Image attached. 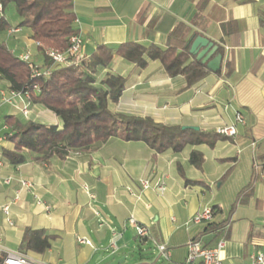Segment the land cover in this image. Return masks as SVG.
Masks as SVG:
<instances>
[{
    "label": "crops",
    "instance_id": "crops-1",
    "mask_svg": "<svg viewBox=\"0 0 264 264\" xmlns=\"http://www.w3.org/2000/svg\"><path fill=\"white\" fill-rule=\"evenodd\" d=\"M72 1L87 59L101 45L116 49L135 42L165 47L168 33L178 22L190 27L189 40L195 32L221 45V74L210 72L187 89L183 77H170L158 61L140 68L115 56L97 75L98 81L106 75L125 80L119 102L110 105L114 113L205 132L235 125L238 113L243 114L245 124L237 126L236 137L220 141L214 148L203 144L188 146L180 154H157L143 142L112 139L91 153H72L49 164L30 159L13 166L4 156L15 148L6 139L10 131L4 129L7 116L13 115L23 124L33 121L60 128L62 124L41 105L32 103L31 115L25 118L14 106L4 104L0 110L7 105L11 112L0 119V136H5L0 142V245L21 252L27 230H45L54 236L51 247L42 254L25 253L34 260L110 264L112 257L131 248L129 232L135 230L128 221L134 218L169 247L172 263L184 264L190 240L201 238L214 247L222 238L210 224L186 226L205 207H217L214 222L228 225L223 264H246L255 246L264 244L259 238L249 240L251 227L256 225L241 210L242 205L255 202L258 206L264 200V170L260 164L255 169L256 153L264 149V0ZM227 23L235 29L230 35L222 30ZM1 82L0 92L10 90ZM194 150L204 155L200 169L189 161ZM179 166L187 179L201 184L186 185ZM227 172L229 176L221 181ZM160 178L167 187L163 194L143 188L142 180L153 183ZM22 180L31 186L22 187ZM252 180V189L238 200ZM6 206L9 213L4 211ZM95 212L108 224L102 225ZM114 233L119 235L115 251L111 247Z\"/></svg>",
    "mask_w": 264,
    "mask_h": 264
},
{
    "label": "trees",
    "instance_id": "trees-1",
    "mask_svg": "<svg viewBox=\"0 0 264 264\" xmlns=\"http://www.w3.org/2000/svg\"><path fill=\"white\" fill-rule=\"evenodd\" d=\"M0 6V80L6 82L12 91L29 92L33 104L51 111L62 124L61 128L33 121L23 124L15 116H7L5 126L10 131L5 135L15 148L12 152L5 151L4 156L11 165L19 166L30 159L49 164L54 158L65 159L72 153H91L112 139L143 142L157 154L167 151L180 154L188 146L203 144L214 148L218 142L229 139L215 131H196L159 124L149 118L114 113L110 105L119 102L125 90V80L112 75H106L101 81L97 79L99 70L109 67L118 56L140 68L147 67L150 61H158L170 77H183L186 89L198 84L210 71L190 54L188 37L191 29L187 24L178 22L175 25L167 35L165 47L135 42L123 43L116 49L101 45L80 66L57 68L49 77L33 78L27 63L20 60L2 39L14 28L6 16L7 10L10 6L14 8L20 18L16 29L31 33L30 39L38 44L39 56L44 65L49 66L47 51H66L71 37L79 34L72 13L74 3L72 0H0ZM204 6L205 2L199 4V10ZM222 30L224 35L235 31L229 23L223 24ZM192 36L197 37V34L194 32ZM226 64L227 72H230L229 63ZM204 160V155L197 150L190 154V164L198 169L202 168ZM256 162L264 170V149L256 153ZM179 172L186 185L201 184L187 179L181 166ZM228 176L229 172L221 181ZM254 181L241 191L238 200L244 199ZM217 210V207L213 208L214 216ZM226 224L213 222L209 228L219 236ZM53 238L45 230H27L20 251L42 254L50 249ZM254 238L264 242V226L251 227L249 240Z\"/></svg>",
    "mask_w": 264,
    "mask_h": 264
},
{
    "label": "built area",
    "instance_id": "built-area-1",
    "mask_svg": "<svg viewBox=\"0 0 264 264\" xmlns=\"http://www.w3.org/2000/svg\"><path fill=\"white\" fill-rule=\"evenodd\" d=\"M2 7L0 6V12ZM77 23V21H75ZM21 30L15 29V33ZM13 30L9 31V36H11ZM38 46V44H36ZM46 56L50 60V65H39L32 61V55L29 52H25L19 56V59L26 62L28 67L33 73V78H38L41 76L49 77L53 74L54 70L61 67L70 66H80L87 59L84 53V42L80 34H75L71 37L69 42V48L64 52H59L57 50H49ZM35 91H38V87H33ZM4 104H9L14 106L25 118L30 117L32 104V97L29 92H16L12 90L1 91L0 92V106ZM245 124V119L243 114L238 113L236 115V124L230 126L220 127L216 130L219 135L227 137H236L238 134L237 126ZM4 129L8 131V127L5 126ZM5 139V136H0V142ZM254 146V144H253ZM2 162H0V167ZM255 169H260V165L256 163ZM6 183H10L7 180ZM22 187H30L31 184L28 181L22 180ZM142 186L145 190L154 189L160 194H163L167 187L165 181L160 178L153 183L148 180H142ZM6 213H9V206L4 208ZM95 215L100 219L102 225H107V221L104 220L100 213L95 212ZM215 220L214 211L211 207H205L201 212L194 215L186 224L187 227L199 226L202 224H211ZM129 226H131L136 233V236L141 239V241L152 242L159 254V258L170 261L172 258L171 251L169 247L160 242L153 231L141 224H139L134 218H130L128 221ZM228 225L222 228V238L217 242L216 246H207L201 238H195L188 242L187 244V256L184 264H223L222 252L226 247L225 234H227ZM114 240L112 242V248L115 251L117 249L116 240L119 237L118 234H113ZM81 244L90 245V242L86 239H79ZM0 264H46L39 262L31 258L28 254L10 251L0 245ZM246 264H264V244L256 245L254 250L250 253L248 257V262Z\"/></svg>",
    "mask_w": 264,
    "mask_h": 264
},
{
    "label": "rangeland",
    "instance_id": "rangeland-1",
    "mask_svg": "<svg viewBox=\"0 0 264 264\" xmlns=\"http://www.w3.org/2000/svg\"><path fill=\"white\" fill-rule=\"evenodd\" d=\"M6 16L13 27H16L20 23V18L15 14L14 8L12 6L6 12ZM13 30L11 36H3V41L8 45L10 49L14 51L16 56H20L25 52H29L32 55V61L36 64H41V57H39L38 49L36 43H30L27 39V30L22 29L20 32H14ZM2 84L0 80V85ZM11 112V107L5 105L0 110V119H4L5 115ZM241 210L245 212V216L251 218L256 227H263L264 219H262L264 211V200L258 202V206L255 202L250 205H242ZM240 226L242 223L238 222ZM131 235L130 239L132 242L131 248L119 253L117 256L110 259V264H174L173 261H165L159 258L158 251L155 245L148 241L143 242L137 236L135 238V233L133 231L129 232Z\"/></svg>",
    "mask_w": 264,
    "mask_h": 264
},
{
    "label": "water",
    "instance_id": "water-1",
    "mask_svg": "<svg viewBox=\"0 0 264 264\" xmlns=\"http://www.w3.org/2000/svg\"><path fill=\"white\" fill-rule=\"evenodd\" d=\"M189 45L191 56L206 65L210 72L218 73L221 70L224 56L221 53V45L219 43L200 35L190 39ZM215 54L216 56L212 58ZM192 129L199 131V128Z\"/></svg>",
    "mask_w": 264,
    "mask_h": 264
}]
</instances>
